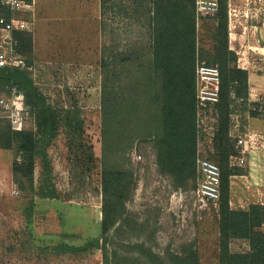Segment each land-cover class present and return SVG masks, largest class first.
Instances as JSON below:
<instances>
[{
    "label": "trees",
    "instance_id": "trees-1",
    "mask_svg": "<svg viewBox=\"0 0 264 264\" xmlns=\"http://www.w3.org/2000/svg\"><path fill=\"white\" fill-rule=\"evenodd\" d=\"M21 1L30 4L32 0ZM99 1L103 38L99 59L102 263L128 264L135 253L147 264H199L193 249L166 251L162 256L143 242L136 244V251L129 244L116 247L113 242L131 228L126 204L136 186L130 154L137 142L152 143L159 172L169 177L175 188L196 181L195 68L197 61H202L217 66L220 74L217 125L209 153L220 169L218 264H264V204L251 203L246 209H233L229 204L230 179L243 173L230 163L238 156L236 139L230 133L232 116H238L239 132L243 133L247 117L264 118V104L249 100L248 72L237 66V55L228 47V0H219L217 14L201 21H211L203 26L209 47L200 46L194 0ZM12 14L0 3V19L10 20ZM113 15L119 18L117 26ZM12 36L17 53L30 67L31 34L15 30ZM12 87L22 93L35 130H14L9 122L0 123V148L15 151L12 183L21 195L29 230L37 160L41 167V200L58 199L48 148L60 131L65 136L72 178L89 174L96 157L81 109L49 105L28 69L0 67V93L9 95ZM234 239H245L248 250L231 251L229 242ZM55 248L72 253L84 250L66 244Z\"/></svg>",
    "mask_w": 264,
    "mask_h": 264
},
{
    "label": "rangeland",
    "instance_id": "rangeland-1",
    "mask_svg": "<svg viewBox=\"0 0 264 264\" xmlns=\"http://www.w3.org/2000/svg\"><path fill=\"white\" fill-rule=\"evenodd\" d=\"M27 5L12 17L25 21L28 29L24 31L32 36L33 60L28 70L49 105L81 109L96 161L89 174L72 178L65 136L60 131L48 148L58 199L41 200V167L37 160L35 203L28 230L21 195L12 183L15 151L0 148V264H103L99 162V59L103 38L99 28V0H32ZM231 5H264V0H234ZM112 21L115 26L120 24L115 15ZM210 22L197 25L200 46L209 47L203 26ZM1 99L11 103L12 95L0 93ZM8 111L0 104V123L9 122L12 128ZM25 114V129L34 131L33 117L28 112ZM213 116L212 111L206 113L198 133V156L209 160L213 149L207 125H211ZM238 124V118L236 123L232 122V137L242 133ZM134 155L141 158L135 159ZM130 160L136 181L134 193L126 204L131 228L114 239L113 244L116 247L129 244L136 251V244L143 242L162 256L166 251L181 253L193 249L199 264H218V209L198 207L193 197L196 181L175 188L170 178L159 172L150 141L137 142ZM95 240L99 241L98 248L94 246ZM61 244L84 250L72 253L55 248ZM229 248L244 252L249 247L245 239H234L229 242ZM127 263L147 264L145 258H137L135 253Z\"/></svg>",
    "mask_w": 264,
    "mask_h": 264
},
{
    "label": "built area",
    "instance_id": "built-area-1",
    "mask_svg": "<svg viewBox=\"0 0 264 264\" xmlns=\"http://www.w3.org/2000/svg\"><path fill=\"white\" fill-rule=\"evenodd\" d=\"M0 3L6 5L14 13L25 9L29 5L21 0H0ZM219 7V0H194V12L197 25L204 19L213 18ZM28 29V24L20 19L11 17L10 20L0 19V67H15L19 69H31L26 65V61L19 55L15 49V40L12 32L15 30L24 31ZM195 87H196V127L197 140L200 127H203L206 113L213 112L211 125H207V130L212 141L217 125V115L215 105L219 99L220 74L215 65H209L202 61H197L195 68ZM12 101L5 103L0 100L7 110L14 130L25 129V119L27 112L23 104V95L16 87L11 88ZM237 115L232 116V122H237ZM235 126V125H234ZM206 129V128H205ZM239 129V124H238ZM231 133V131H230ZM236 139L235 147L238 150V156L231 158L232 166H243L245 163V153L250 151L253 145L258 141L257 138L247 132H243L234 137ZM264 137H261V139ZM260 139V140H261ZM135 159H140V155H134ZM196 183L193 190L195 203L201 209L213 207L218 209L220 200V169L218 165L207 159L198 156L196 158Z\"/></svg>",
    "mask_w": 264,
    "mask_h": 264
},
{
    "label": "crops",
    "instance_id": "crops-1",
    "mask_svg": "<svg viewBox=\"0 0 264 264\" xmlns=\"http://www.w3.org/2000/svg\"><path fill=\"white\" fill-rule=\"evenodd\" d=\"M232 2H228V47L237 55V66L248 72L249 100L264 104V5ZM246 120L244 132L258 141L245 153L244 165L238 166L243 173L230 179L229 204L233 209L264 204V142L260 140L264 137V118Z\"/></svg>",
    "mask_w": 264,
    "mask_h": 264
},
{
    "label": "water",
    "instance_id": "water-1",
    "mask_svg": "<svg viewBox=\"0 0 264 264\" xmlns=\"http://www.w3.org/2000/svg\"><path fill=\"white\" fill-rule=\"evenodd\" d=\"M98 243H99L98 240H95V241H94V246H95L96 248H98Z\"/></svg>",
    "mask_w": 264,
    "mask_h": 264
}]
</instances>
